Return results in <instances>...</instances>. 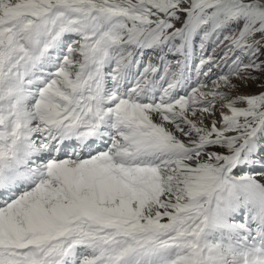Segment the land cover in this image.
Instances as JSON below:
<instances>
[{
  "label": "snow or ice",
  "instance_id": "6c2138e0",
  "mask_svg": "<svg viewBox=\"0 0 264 264\" xmlns=\"http://www.w3.org/2000/svg\"><path fill=\"white\" fill-rule=\"evenodd\" d=\"M0 264H264V0H0Z\"/></svg>",
  "mask_w": 264,
  "mask_h": 264
},
{
  "label": "rangeland",
  "instance_id": "374dc122",
  "mask_svg": "<svg viewBox=\"0 0 264 264\" xmlns=\"http://www.w3.org/2000/svg\"><path fill=\"white\" fill-rule=\"evenodd\" d=\"M149 56H152V54L149 53ZM214 71H215V69H214ZM237 83H239V82L237 81ZM240 90L243 92L254 91V90H256V85L250 84L247 88H245L243 85H241Z\"/></svg>",
  "mask_w": 264,
  "mask_h": 264
}]
</instances>
